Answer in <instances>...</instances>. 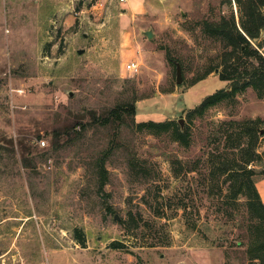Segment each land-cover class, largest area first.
<instances>
[{"label": "rangeland", "instance_id": "obj_1", "mask_svg": "<svg viewBox=\"0 0 264 264\" xmlns=\"http://www.w3.org/2000/svg\"><path fill=\"white\" fill-rule=\"evenodd\" d=\"M252 1L1 2L0 264H250L247 198L219 171L233 164L231 141L211 140L220 122L264 119V94L248 88L190 115L232 87L221 68L196 81L229 49L207 25L240 27ZM251 42L263 53L264 29ZM131 103L118 131L91 116ZM150 120L177 123L189 144L137 129ZM258 151L264 200V137Z\"/></svg>", "mask_w": 264, "mask_h": 264}, {"label": "trees", "instance_id": "obj_2", "mask_svg": "<svg viewBox=\"0 0 264 264\" xmlns=\"http://www.w3.org/2000/svg\"><path fill=\"white\" fill-rule=\"evenodd\" d=\"M257 5V6H256ZM264 6V0H259L256 4L250 2V16L247 21H242L240 27L235 18L223 19L218 24H208L207 31L213 33L217 39L223 40L227 49L221 61L212 65L203 74L197 77L196 81L206 78L213 71L219 70V78L222 81L232 83L231 89H220L217 92L207 96L192 111L190 116H203L208 109L220 104L225 100H232L241 92L248 88H253L259 95L264 94V52H260L255 47L251 39H257L261 31L264 29V15L259 11V6ZM262 46V43L260 44ZM172 60L171 58H169ZM175 62L174 60H172ZM136 114L135 103L118 105L103 115L92 113L94 121L104 126L112 125L117 131L125 124L127 118ZM264 119L255 120H229L218 124V131L214 134L211 141L215 143L221 142L223 138L226 142H230L227 147L233 150V164H222L219 171L228 173L233 193L245 195L247 198V207L249 218L247 220L248 247L247 253L250 256V264H264V200L257 187V169L254 163L257 162L262 154L258 151L260 137H264L261 133L259 124ZM90 125L83 123L81 128L86 129ZM137 129L140 131L149 130L160 134L171 131L175 140L188 145L189 135L187 131L174 123L154 122L153 120L137 123ZM73 128L56 129L53 132V143H59L64 135H69ZM217 152V151H216ZM216 156V153H211ZM83 247L86 245L85 236L82 232L76 231L75 237ZM113 248L120 247L117 242L112 243Z\"/></svg>", "mask_w": 264, "mask_h": 264}, {"label": "water", "instance_id": "obj_3", "mask_svg": "<svg viewBox=\"0 0 264 264\" xmlns=\"http://www.w3.org/2000/svg\"><path fill=\"white\" fill-rule=\"evenodd\" d=\"M144 33V35L148 38V39H151L152 37H153V35H154V33H153V30L152 29H149V30H146V31H144L143 32ZM83 52V50H79V53H82ZM182 75H181V68H180V65L178 64L177 65V83H182ZM180 124H181V127L183 128V126H184V121H183V119H180ZM116 219L119 221L120 219H119V217L118 216H116Z\"/></svg>", "mask_w": 264, "mask_h": 264}, {"label": "built area", "instance_id": "obj_4", "mask_svg": "<svg viewBox=\"0 0 264 264\" xmlns=\"http://www.w3.org/2000/svg\"><path fill=\"white\" fill-rule=\"evenodd\" d=\"M122 2H124L125 0H120ZM140 68V64L136 61H131L126 65V69L130 72H138ZM41 144L42 145H46V141L45 140H41Z\"/></svg>", "mask_w": 264, "mask_h": 264}, {"label": "crops", "instance_id": "obj_5", "mask_svg": "<svg viewBox=\"0 0 264 264\" xmlns=\"http://www.w3.org/2000/svg\"><path fill=\"white\" fill-rule=\"evenodd\" d=\"M3 1H5V0H0V4H1V2H3Z\"/></svg>", "mask_w": 264, "mask_h": 264}]
</instances>
